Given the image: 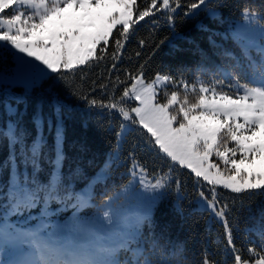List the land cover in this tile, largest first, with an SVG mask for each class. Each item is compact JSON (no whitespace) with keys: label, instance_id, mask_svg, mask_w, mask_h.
Returning a JSON list of instances; mask_svg holds the SVG:
<instances>
[{"label":"snow or ice","instance_id":"1","mask_svg":"<svg viewBox=\"0 0 264 264\" xmlns=\"http://www.w3.org/2000/svg\"><path fill=\"white\" fill-rule=\"evenodd\" d=\"M182 8L186 17L200 11L213 19L220 15L209 0H0V79L23 86L14 99L17 105H25L24 112L35 93L31 119L37 129L29 144L30 133L20 124L23 113L19 107L9 108V116L15 119L0 128V139L7 140L11 149L21 145L24 163L32 169L21 172L10 152L6 166L14 174L0 188L6 201L0 216V264H264V213L254 230L259 240L246 249L236 246L234 225L229 221L237 197L242 205L244 197L264 196V7L242 9L245 23L231 32L240 55L226 49L218 53L229 62L217 67L219 78L208 76L203 63L207 54L195 40L188 42L201 54L202 63L191 82L183 73L156 71L146 77V65L164 43L161 40L143 62L142 51H136L138 66L123 69V79L119 74L112 79L113 72L120 71L118 62L140 22L148 18L155 31L159 25L152 18L163 12L174 31L175 17ZM198 27L210 31L203 24ZM212 36L209 43L219 48ZM146 45L148 39L139 38V48ZM9 60L14 65L11 76L7 75ZM109 60L110 67L95 78L83 71ZM68 97L82 103L88 114L97 111L121 118L104 166L79 191L73 180L82 170L70 169L67 175L63 170ZM44 127L53 144L50 171L47 180L41 181L40 160L48 147L41 131ZM108 127H112L111 120ZM129 136L133 139L122 160ZM142 152L153 159L159 157L161 163L150 170L147 159L139 157ZM128 161L129 179L120 195L139 185L143 189L137 197L140 211L123 214L112 208L118 196L105 195L103 210L90 219L79 215L93 206L95 185L106 182L113 168ZM183 169L193 177L198 209L223 228V242L217 239L222 243L219 258L205 253L198 262L187 261L182 242L161 244L163 234L155 233L154 209L169 192L176 196L174 208L182 212L181 201L187 194V181L180 175ZM53 203L70 205L75 211L69 224L48 232L50 225L45 220ZM35 207H41L44 217L37 227L9 221Z\"/></svg>","mask_w":264,"mask_h":264},{"label":"trees","instance_id":"2","mask_svg":"<svg viewBox=\"0 0 264 264\" xmlns=\"http://www.w3.org/2000/svg\"><path fill=\"white\" fill-rule=\"evenodd\" d=\"M187 2L189 0H185V3ZM138 3H142V0H138ZM209 3L213 8H218L217 12L220 14L218 18H211L205 11H200L195 16L186 17L183 14L185 9L182 8L178 10V14L175 17L174 31L169 27L163 12L157 13L152 18L157 20L159 25L155 28V31H153V26L148 18H146V22H140L135 35L126 44L121 61L118 62L117 67L120 71L113 72L112 79H115L117 74L123 79V69H134L138 66L136 63L137 58L135 57L136 51H142L140 62H143L147 56L151 55L156 44L161 40L164 43L160 44V47L155 50V55H152L151 60L146 65V77H152L156 71L171 72L177 75L183 73L188 81L191 82L202 63L201 54L195 50L193 44L188 42L189 40H195L200 49L207 54V60L203 61V63L204 67L209 70L208 76L216 74L217 78H219L216 72L217 67L221 65L227 66L229 62L218 53L226 49L234 52L236 55H240V47L231 38V28L242 18L241 11L245 6L260 9L264 7V0H209ZM200 24H203L210 31L202 30L198 27ZM150 33H152L151 36L149 35ZM212 33L217 34L212 36ZM177 36H182L184 39L176 38ZM209 36H212V39L220 46L219 48H214L209 43ZM139 38L148 39V45L142 50L138 46ZM129 57H131V60H129ZM110 65L111 61L109 60L107 62H100L99 66L94 65L90 69L84 68L83 71L90 78H95L101 70H105ZM79 74L78 71L77 77ZM105 75H107L106 71ZM205 78L207 79L208 77L206 76ZM22 91L23 88L20 86H14L13 90L7 89L4 85L0 86V128H3L6 123L15 119V117L9 116V107H12V105L19 107L23 113L20 124L30 133L27 138L30 144L32 139L37 136V129L33 127L31 119V105L34 103L36 95L34 93L30 98L27 111L24 112L25 105H17V101L14 99ZM59 91L63 97L65 95L64 90L61 88ZM99 94L100 90L97 89L96 95L99 96ZM161 99H163V96H161ZM66 102L70 105V115L65 121L64 152L67 159L64 162L63 170L66 175L70 169L79 167L82 170V173L73 180L76 190L79 191L104 166L108 153L112 151L115 145V130L118 129L121 118L118 114L109 117L106 113L101 115L97 111L88 114L83 110V104L72 97H68ZM131 106H134V104ZM45 112H48L47 108ZM109 120L112 123L111 128L108 127ZM85 122H87V127L84 126ZM42 134L47 139L48 147L45 150L44 157L40 160L43 170L39 174V179L46 181L47 174L50 171L48 161L52 155L49 150L52 148L53 138L47 127L42 129ZM132 139L133 137L129 136V142L123 146L122 160L127 155V150ZM82 145L86 150L81 151ZM10 152L15 155L21 172L27 171L30 173L32 171L31 167L24 163L22 146L18 144L14 149H11L7 140L0 139V164H5L4 167H0V188L7 185L14 174L6 166ZM139 157L142 161L143 159H147L150 170L153 164L159 165L161 163L159 157L153 159L151 154L142 152L139 154ZM130 163L128 161L119 168H113L112 174L106 182L97 183L95 190L99 192L95 193L94 197L97 196L99 201H104L105 195L112 194L117 188L125 184L129 179L127 168ZM180 175L182 180L187 181V194L185 199L181 201L182 212H178L174 208L173 204L176 196L175 193L169 192L154 209L155 233L157 236L163 234L165 239H161V244H165L166 240L182 242L185 247L184 256L187 261L198 262L205 253L210 258H219L223 255L221 252L222 243L218 244L217 239L220 238L221 242H223V228L215 220L209 221L208 213L202 212L196 207L193 194V177L189 175L188 170H180ZM100 189H103V191ZM221 191L226 196L230 195L226 190L221 189ZM236 199L237 204L233 209L232 215L229 216V221L234 225L233 237L236 246L246 249L259 240L254 230L258 229L262 223L261 214L264 213V196L254 195L250 198L244 197L242 205L240 198L237 197ZM5 203L6 201L3 196L0 195V216L5 211ZM96 208H98L97 205L86 209L88 212L90 210L93 212ZM67 211L63 208L47 215L46 221L50 225L47 230L48 232L56 228L55 225L50 224L51 218L57 216L59 220L68 221L69 215ZM42 219L44 217L41 215V207H35L30 212L11 216L9 221L19 226H26L36 224ZM235 225H238V230ZM145 233L147 234L146 228ZM229 264H231L230 261Z\"/></svg>","mask_w":264,"mask_h":264},{"label":"rangeland","instance_id":"3","mask_svg":"<svg viewBox=\"0 0 264 264\" xmlns=\"http://www.w3.org/2000/svg\"><path fill=\"white\" fill-rule=\"evenodd\" d=\"M216 11H218V8H216ZM244 23L245 22L243 21V18L238 20L236 22L235 26L233 28H231L230 33L233 30H235L236 28L244 25ZM257 42L259 43L258 38H257ZM253 54L255 55V49H253ZM13 67H14V65L12 64L11 60H9V63L7 65V69H8L7 75L11 76V69ZM1 85H4V87H6L7 89H12V90H13L14 86H20L23 88L22 85L11 84V83H8V82L0 79V86ZM11 108H16V107H15V105H12ZM212 159L215 160L216 158L213 157ZM95 175L96 174H94L92 176V178ZM92 178L85 184V186L92 180ZM84 187H82L81 189H83ZM100 190L103 191V189H100ZM121 191H122V189H121V187H119L114 192H112V194L109 195V196H118V198H116L112 201V208L119 210L121 213L127 214V215H132V214H135L136 212L140 211L139 202H138L137 197H138L139 193L143 192V189H140L139 185H137L136 188L132 192L120 195ZM97 192H99V191L95 190V188H94V194ZM103 203H104V201H99L98 197L95 196L93 201H92V204H93V206L97 205L98 208L94 209L93 212L91 210L88 212L87 209L84 208L80 211L79 215H81L85 219H90L97 211L103 210L102 209ZM196 207L198 208L197 204H196ZM63 208L66 209V211L68 210L67 211L68 215H69L68 221L65 222L64 220H59V218L57 216H55L54 218L50 219V224L55 225L57 227V226L67 225L72 221L73 213L75 210L70 205L68 207H63L62 205H59V204H51V206L48 207V215L52 214L53 212H56V210L58 211V210L63 209ZM45 222L48 224V221L45 220Z\"/></svg>","mask_w":264,"mask_h":264}]
</instances>
